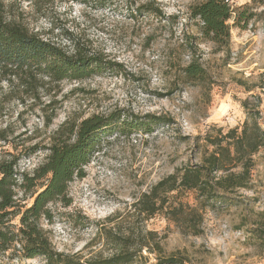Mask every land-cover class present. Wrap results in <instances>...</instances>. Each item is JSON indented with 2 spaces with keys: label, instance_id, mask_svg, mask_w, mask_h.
I'll use <instances>...</instances> for the list:
<instances>
[{
  "label": "rangeland",
  "instance_id": "rangeland-1",
  "mask_svg": "<svg viewBox=\"0 0 264 264\" xmlns=\"http://www.w3.org/2000/svg\"><path fill=\"white\" fill-rule=\"evenodd\" d=\"M201 1L154 0L161 11L156 18L134 13L149 0H0L7 21L68 53L83 49L118 65L58 83L0 75V158L15 156L18 174L45 162L65 122L77 125L115 111L171 120L152 133L100 138L84 176L68 186L70 204H50V221H40L56 251L84 263L118 253L119 242L128 239L135 253L129 264H158L168 256L183 264H264V142L251 156L247 188L225 193L229 203L202 207L193 192L168 197L171 205L181 202L201 216L198 234L165 210L149 218L140 205L159 180L201 163L212 149L206 137L240 128L251 117L264 129V0H228L253 17L244 30L231 27L223 51L202 39L189 19L190 6ZM188 35L194 37L191 51L184 47ZM191 57L205 70L204 81L184 77ZM44 182L36 181L26 196L19 190L18 197L29 205L31 192ZM0 264L45 261L0 253Z\"/></svg>",
  "mask_w": 264,
  "mask_h": 264
},
{
  "label": "trees",
  "instance_id": "trees-1",
  "mask_svg": "<svg viewBox=\"0 0 264 264\" xmlns=\"http://www.w3.org/2000/svg\"><path fill=\"white\" fill-rule=\"evenodd\" d=\"M134 13L156 18L161 16L154 0L138 4ZM188 16L196 21L202 39L211 42L218 51H223L229 48L231 27L246 29L253 14L233 8L228 0H203L190 6ZM231 20L233 23L230 25ZM188 36L190 39L186 37L184 47L191 51L194 37ZM117 67L116 63L106 61L98 54H89L83 49L68 53L30 33L24 26L7 21L4 6L0 2V75L3 72L13 77L25 75L28 82L41 76L58 83L63 80H82ZM182 72L189 81L206 79L205 70L193 57ZM170 122L169 118L154 114L140 116L115 111L106 116L93 115L77 125L70 122L62 124L46 148L48 154L45 162L31 174L17 173L18 159L15 156L0 158V253L26 260L40 257L45 264L131 263L135 253L129 250L128 239L119 242L122 249L118 253L105 259L80 263L54 249L40 221H50V204H70L68 186L74 178L84 176L83 166L90 161L103 135L138 131L152 133L155 127ZM205 140L212 149L200 164L186 165L159 180L140 202L142 211L149 218L165 210L172 220L183 221L193 234H198L196 224L201 222V216L181 202L171 205L168 203L169 196L193 192L203 207L227 204L230 198L225 195L226 192L247 188L252 167L251 156L264 142V129L258 121L251 117L240 128L234 127L213 138L206 137ZM238 165L241 171L236 173L233 169ZM39 180L45 182L38 190L31 192L29 198L32 201L27 205L25 199L18 197V191H23L26 196ZM143 247L146 245L139 246L138 252ZM158 264H183V261L168 256L159 258Z\"/></svg>",
  "mask_w": 264,
  "mask_h": 264
}]
</instances>
